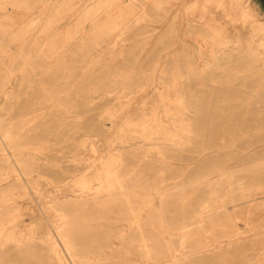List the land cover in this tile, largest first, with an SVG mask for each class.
Listing matches in <instances>:
<instances>
[{
  "label": "rangeland",
  "instance_id": "obj_1",
  "mask_svg": "<svg viewBox=\"0 0 264 264\" xmlns=\"http://www.w3.org/2000/svg\"><path fill=\"white\" fill-rule=\"evenodd\" d=\"M27 1L8 5L10 17L3 21L9 26L0 27V123L16 136L13 146L0 147V172L7 177L1 187H20L17 171L9 172L17 169V159L23 170L36 169L41 162L46 169L32 172L31 191L18 197L25 230L7 228L8 237L0 236V264H57L48 259L44 243L33 245L23 235L51 231L57 213L45 202L54 192L80 189L82 172L76 168L111 148L112 140L137 143L122 147L127 159L122 171L134 204L153 197L162 209L166 227L143 229L157 253L171 245L189 255L184 264H264V209L251 200L259 197L261 202L264 195V55L247 51L237 39L264 42L262 2L223 0L222 7L208 6L209 21L202 22L185 14L189 0L178 6L176 21L147 2L150 20L128 27L120 43H102L100 48L84 36L48 62L31 39H46L39 31L61 0ZM250 3L247 9H258L263 16L245 20L244 6ZM29 29L38 36L27 33ZM217 56L221 59L216 63ZM142 85L145 92L122 95L126 87ZM184 117L188 131L181 130ZM247 193L256 195L246 198ZM70 199L66 211L77 243L89 255L85 264H160L158 258L141 259L135 245L116 238L122 230H132L129 211L118 202ZM182 225H190V231L180 233ZM134 232L125 231L124 237Z\"/></svg>",
  "mask_w": 264,
  "mask_h": 264
},
{
  "label": "bare ground",
  "instance_id": "obj_2",
  "mask_svg": "<svg viewBox=\"0 0 264 264\" xmlns=\"http://www.w3.org/2000/svg\"><path fill=\"white\" fill-rule=\"evenodd\" d=\"M19 1H21V0H0V10H5L6 11V13H5L6 16H5V14H1L0 15V27L1 28L9 26L8 24L5 23V21H3V20H5L7 18V16L10 17L9 14H10L11 10L8 8L9 7L8 5L11 4V5H14L15 7H17V2H19ZM57 1H59V0H57ZM240 1H241L240 4L243 5V4H246L247 0H240ZM147 2H152L155 5V7L158 10H160V11L162 10L165 13L166 16L173 15V19L176 21L177 20L176 17H179V14H180L179 13L180 11H178V9H179L178 6L181 4V2H184V0H61V2H60L61 5L60 6L53 7L52 18H51V20L49 22L46 23V25H47L46 28H43V29L41 28L40 31H39V33H45L46 39L38 40V39H36L34 37L31 39L32 42L33 41L36 42V46H35L34 50L36 51V53L38 55H39V53H41V54L43 53V55L45 57L44 59L49 62L52 59L54 61V58L57 57L59 55V53H61L62 51L70 49L73 45L78 43L79 40L83 39L84 36H87V38L90 41V43L92 42L93 45L96 46V47H99L100 45H102V43L105 44V43H110V42H113V41L115 43H118L121 40V37L126 33L128 27L138 26L142 22L150 20V17L147 15V10H146V6H145V3H147ZM69 3H71V5L68 6ZM211 4L212 5L213 4H215V5L217 4L218 7H220V6L222 7L225 3L223 2V0H200V1L189 0L188 4L186 6V9H185V14L188 16V18L189 17L190 18L191 17L192 18L195 17L196 19H198V20L194 19L195 22L199 21V20H201V22H202L203 19H204V21H207V20L209 21V19H206L207 18V9H208V6L211 5ZM250 5H251V3L249 5H245L244 6L246 8V9H244L245 20H251L252 21V18L254 17V15H257V17H258V15L259 16H263L261 13H259L258 9H252V8H248L247 9V7L250 6ZM20 9L23 10L22 8H20ZM183 10H184V8H183ZM28 11H27V13H28ZM17 12H19V11H17ZM49 12L50 11H48V13ZM213 12H214V10H213ZM20 14H22V13H20ZM160 14H161V12H160ZM12 15H13V17H15L14 14H12ZM192 18H191V20H192ZM160 19H161V17H160ZM256 19H258V18H256ZM248 22H250V21H248ZM254 22H256L255 24H258L259 20L254 21ZM254 22H253V24H254ZM207 23L211 24V22L210 23L207 22ZM260 23H261V26L264 27V19H260ZM253 24H251V25H253ZM88 26H90V29L87 30ZM253 26H255V25H253ZM253 28H255V27H253ZM27 31H28L27 33H31L32 36H38V34H39V33H32L30 29L27 30ZM215 31H220V30H218V29L214 30V33H215ZM9 33H10V31H9ZM14 34L17 35V30L14 31ZM6 35H8L7 32H6ZM115 35H118V36H117V38L114 39ZM237 39H238V42H240V43L243 42L242 44L245 43L244 47H245V49H247V51L248 50L250 51V50H256L257 49V50H261V53H260L261 55H264V42H261V43L259 42V43L255 44L256 41L254 42V39H252V38L244 39L242 36L238 37ZM136 45H137V43H136ZM139 45H141V44H139ZM85 48L86 47L84 46V49ZM100 48H101V46H100ZM257 50L255 52H257ZM4 51H5V49H4ZM31 51H33V50H31ZM64 53H66V52H64ZM60 56H62V54H60ZM220 59H221V57L217 56L216 63L219 62ZM10 60H11V58H9L8 63L10 62ZM86 61H87V59H86ZM60 62H59V64H60ZM57 63H58V61H57ZM159 63H161V61ZM213 63L215 64L214 61H213ZM27 65H28V63H27ZM46 66H47V64H46ZM40 68H41V66H40ZM42 70H43V67H42ZM44 71H45V69H44ZM44 71H43V73H44ZM157 76H154V77H157ZM32 78H33V76H32ZM71 80H72V78H71ZM153 82H155V81H153ZM52 85L50 87H52ZM67 85H68V83H67ZM66 88H67V86H66ZM125 89H126L125 90L126 92L122 91L123 92L122 95L125 96V97H130L133 94H137L138 93L137 95H139V93L145 92L147 87L142 85V86H138L136 88V90H134V89L131 90L128 87H126ZM52 91H54V90H52ZM48 92H51V89ZM43 93H44V91H43ZM61 93H63V92H61ZM46 96H47V94H46ZM61 96H62V94H61ZM59 105L61 106V104H59ZM182 105L184 106L183 102H182ZM66 106H68V105H66ZM27 110L28 109H26V111ZM43 110H44V108H43ZM44 111H46V110H44ZM176 112H178V111L176 110ZM180 112H181V110H180ZM42 114H43V112H42ZM22 118L24 119V117H22ZM26 119H27V117H26ZM30 120H31V118H30ZM175 121H177V120H175ZM25 122H27V121H25ZM184 122H186L185 117L182 119V124H181V128L182 129L181 130L188 131L189 130V124H188L189 122L188 121H187L188 123H184ZM2 123H0V147L3 148V146H6V145L7 146L8 145L9 146H13V144L15 143V137L16 136H14L10 132L11 129L5 128ZM156 123H158V122H156ZM112 125H113V123H112ZM149 125H151V124H149ZM142 128H144V127H142ZM154 128L155 127H153V129ZM173 128H174V126H173ZM153 129L151 130L152 132H153ZM104 130H105L106 133H108L110 131V129H107V128H104ZM176 130H177V128H176ZM24 132H25V130H24ZM141 132L142 131H140V133ZM150 136H152V135H150ZM159 136H160V134H159ZM135 137L137 138L138 135H136ZM188 137H189V134H188ZM45 139H46V137H45ZM116 141H118V138H117ZM130 141L127 140V142H126V143H128L127 145H120L119 143L116 144V142H114L112 140V144H111L112 147L111 148L107 149L104 153H101V154L99 153L100 155H98V157H95V159L93 161L90 160L91 162H89L88 164L85 162L87 165L83 164L81 167L76 168V171H81L82 172V174L80 175V177L77 180V182H79V181L81 183L83 182L81 184V186L79 184V186H80L79 188L80 189H73V190L70 189V191L63 190L61 192H54V193H52L50 195L51 198L47 202H45V205L46 204L49 205V207L57 213V216L53 215V216H56V220L54 222L50 221V229H51V231H46L43 235L42 234L38 235L37 232H36V234L34 232L33 233H30V232L26 233V234L23 235L24 240L30 242L33 245L36 244L35 242H39V241L44 243V245H46L47 249H48V252H46L48 254L47 257L52 263L54 262V263H57V264H85V262L90 261L88 259L89 255L88 256L85 255V253L83 251V248L76 241V237H75V233H74V230H73L72 222L69 220V215H68V212L66 211L67 203H68L67 201H71L70 198H74L72 200H76V201L89 200V198H94L97 202H107V203H112V202H114V203L116 202L117 203L118 202L119 205H117V206H119L121 209H127L129 211V214L127 215V217H129L128 221L130 223L128 225H129V229H132V230H128V229L127 230H122V233L119 232V234L121 236L120 237H116V238L122 239V243L126 242V244H129V246L130 245H135L134 248H136L139 251V253L141 255V259L150 260V259L158 258L161 261L160 264H184L183 263V262H185L184 259L187 256H189L187 253H185L183 250H181L179 252L175 247H173L171 245L166 246L165 250H163L161 253H159V252L157 253L156 247H154V245L151 244L149 238H147L146 234L143 232V229L146 226H150L153 229H157V228L166 227V224H165L164 219H163L162 209H161L160 206H157V204L155 203L153 197L140 198L137 201V205L134 204L133 200H131L132 192H131L130 188L128 187L127 183L125 182L127 180L126 179V174H125L124 171H122V167L127 162V159L125 158L124 153L122 151V147L125 148V147H132L134 145H137V143H131L132 141L131 142ZM181 141H182V139H181ZM144 143H145V141H144ZM181 143H183V142H181ZM32 144H34V143H32ZM18 145H20V143H17V146ZM146 147H148V146H146ZM35 153L36 152H34V154ZM78 155H79V153H78ZM48 156L49 155H47V157ZM1 158H3V157H1ZM37 158H39V157H37ZM33 159H31V160H33ZM50 159L53 160L52 158H50ZM35 166H37L36 169H31L30 168V170L28 169L27 171L23 170V168L21 167V161H19L17 159V169L13 168V169H11L9 171L10 173H12V172L14 173V172L17 171V179H18L17 183H19V185H20V187L17 188V191L14 189V186H9V187H6V188H2L1 187L2 186L1 185L2 182L7 177L4 176L5 171H4V173L0 172V236H3V238H7L8 237L6 235V233H5L7 231L6 230L7 228H9L11 230L12 229L15 230L16 228L17 229H19V228L23 229L22 224L24 222V219H23L24 213L22 212L21 204L18 202V197H20L22 195L25 196V195L29 194L28 189H30V184H31L30 183L31 182V177L29 178V176L32 174V172L38 171L40 174H42L43 170L46 169V168L42 167V162H41L40 165H35ZM41 168H42V170H41ZM55 172H57V171H55ZM1 175H3V176H1ZM58 175H59V173H58ZM58 175L55 174V176H56L55 178H57ZM65 177H63V178H65V179H67V177L69 178V176H65ZM33 178H35V177H33ZM60 178H62V176ZM57 179H59V178H57ZM156 186H157V184H156ZM67 189H69V188H67ZM30 191H31V189H30ZM155 192H156V190H150V193L152 195ZM254 195H256V194H254V193L248 194L247 193V195L245 197L248 198V197H252ZM261 198H262L261 202L258 201L259 197L252 198L251 200L252 201L256 200L255 201L256 202L255 204H257L256 207L259 206L262 209H264V199H263L264 195H262ZM76 201H74V202H76ZM248 201L246 200V202H248ZM70 203H72V201ZM112 207H113V205H112ZM143 211H145L147 213V217L146 218H144L145 216L141 213ZM27 223H29V222H27ZM32 224H34V221L31 223V225ZM197 224H199V223H197ZM29 225H30V223H29ZM193 225H195V224H193ZM189 226L190 225H182L180 233H186V231L188 233L190 231V229L187 230L186 228H188ZM24 227L29 228L30 226L25 225ZM184 229H186V230H184ZM23 230H25V229H23ZM125 231H127V232L128 231H135L134 232L135 234L134 235H129L127 237V239H126V236L124 237V232ZM7 232H9V231H7ZM13 237H15V236H13ZM16 239H18V237ZM182 239H183V241H186L187 238L183 237ZM22 246H23V244H22ZM250 261L251 260L246 261L245 264H248ZM124 264H127V263H124Z\"/></svg>",
  "mask_w": 264,
  "mask_h": 264
},
{
  "label": "water",
  "instance_id": "obj_3",
  "mask_svg": "<svg viewBox=\"0 0 264 264\" xmlns=\"http://www.w3.org/2000/svg\"><path fill=\"white\" fill-rule=\"evenodd\" d=\"M260 1L262 2L263 6H264V0H260Z\"/></svg>",
  "mask_w": 264,
  "mask_h": 264
}]
</instances>
